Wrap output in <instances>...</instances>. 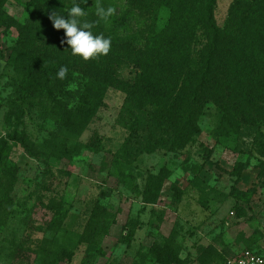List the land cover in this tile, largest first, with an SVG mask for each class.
Returning a JSON list of instances; mask_svg holds the SVG:
<instances>
[{"label": "rangeland", "instance_id": "374dc122", "mask_svg": "<svg viewBox=\"0 0 264 264\" xmlns=\"http://www.w3.org/2000/svg\"><path fill=\"white\" fill-rule=\"evenodd\" d=\"M246 1L215 0L213 17L219 30L226 28L231 8ZM32 10L31 0L0 3V137L15 128L34 153L11 141L5 152L8 165L17 169L11 195L20 208L9 224L0 226V264L37 263L34 254L21 253L19 246L68 258L59 264H224L244 249L264 254V154L258 152L259 135L251 126L229 127L233 120H226L213 101L204 105L199 134L185 148L137 153L128 158L120 176L110 167V157L128 137L118 124L122 91H106L102 107L81 134L57 128L40 108L19 103L22 113L14 112L11 100L20 78L13 64L19 39L14 23L24 24ZM167 19L163 10L160 28ZM141 31L135 26L131 33ZM143 39L139 35L137 44ZM26 40L27 48L46 42L41 36ZM112 72L123 80L135 76L127 63L114 65ZM6 114L12 116L11 127ZM258 127L264 134V120ZM127 174L130 178L123 182ZM156 175L161 181L158 197L145 203L149 177ZM94 211L100 216L89 249L82 235ZM32 223L37 228L26 238Z\"/></svg>", "mask_w": 264, "mask_h": 264}, {"label": "trees", "instance_id": "16d2710c", "mask_svg": "<svg viewBox=\"0 0 264 264\" xmlns=\"http://www.w3.org/2000/svg\"><path fill=\"white\" fill-rule=\"evenodd\" d=\"M74 2L31 0L33 10L28 19L24 24L14 23L19 39L13 64L20 75L15 80V99L11 100L16 114L22 113L17 104H27L43 109L57 128L81 134L102 107L106 91H122L125 98L118 124L128 137L110 157V167L118 176L129 164L128 158L137 153L185 148L199 134L197 121L210 101L223 109L229 117L226 120H233L229 127L251 126L259 135L258 152L264 154V134L258 127L264 120V0H249L231 8L224 30L214 22L215 0H87L80 5L86 15L79 19L93 24L94 35L111 40L107 55L87 61L73 56L67 44L61 43L64 31L55 29L49 18L53 12L67 15ZM98 6L111 7L114 12L101 20L95 15ZM163 10L168 19L160 28L158 18ZM135 26H141L142 31L132 34ZM139 35L144 37L141 45L137 44ZM31 36H41L46 42L27 48L26 39ZM124 63L135 69L131 80L112 72L114 65ZM61 66L68 68L64 79L57 77ZM74 83L76 88L71 89ZM11 118V114L5 115L9 127ZM17 131L14 128L7 137H0V226L9 224L20 208L11 195L17 169L8 165V143L17 142L34 155L26 136ZM122 176H126L123 182L130 178ZM160 182L159 175L149 177L145 203L156 201ZM99 216L93 212L82 235L89 249ZM35 228L36 224H30L26 238ZM18 250L34 254L36 264H59L68 259L63 254L55 259L50 250L36 252L23 246Z\"/></svg>", "mask_w": 264, "mask_h": 264}, {"label": "clouds", "instance_id": "9594fccd", "mask_svg": "<svg viewBox=\"0 0 264 264\" xmlns=\"http://www.w3.org/2000/svg\"><path fill=\"white\" fill-rule=\"evenodd\" d=\"M87 0H79V3H73L67 15H57L53 12L50 20L53 27L57 30L63 29L65 39L62 44H67L69 51L73 56H78L87 61L91 58L107 55L110 46V38L101 35H94L91 31L93 24L89 22H81L79 19L86 15V10L81 8V4H86ZM114 12V9L102 6L96 8L95 15L101 20H107ZM68 73L67 66H61L57 72L59 79H64Z\"/></svg>", "mask_w": 264, "mask_h": 264}, {"label": "built area", "instance_id": "2783aa9c", "mask_svg": "<svg viewBox=\"0 0 264 264\" xmlns=\"http://www.w3.org/2000/svg\"><path fill=\"white\" fill-rule=\"evenodd\" d=\"M224 264H264V255L250 249H244L235 257L228 258Z\"/></svg>", "mask_w": 264, "mask_h": 264}]
</instances>
